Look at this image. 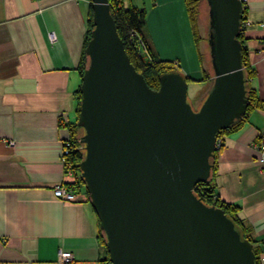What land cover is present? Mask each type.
Masks as SVG:
<instances>
[{"label":"water","instance_id":"obj_1","mask_svg":"<svg viewBox=\"0 0 264 264\" xmlns=\"http://www.w3.org/2000/svg\"><path fill=\"white\" fill-rule=\"evenodd\" d=\"M89 3L79 170L109 264H256L232 220L194 194L210 175L218 133L249 103L238 40L243 1L206 0L213 77L197 108L178 73L162 74L150 89L128 59L107 0Z\"/></svg>","mask_w":264,"mask_h":264},{"label":"crops","instance_id":"obj_2","mask_svg":"<svg viewBox=\"0 0 264 264\" xmlns=\"http://www.w3.org/2000/svg\"><path fill=\"white\" fill-rule=\"evenodd\" d=\"M136 3V0H135ZM140 3V4H139ZM160 60L178 63L190 79L201 64L183 0H139ZM244 46L254 70L248 82L264 100V0H244ZM89 0H0V264H99L97 217L83 191L63 202L53 187L69 180L62 162L74 119ZM264 127V106L224 136L216 158V197L240 217L264 258V173L253 144ZM260 264H264L260 262Z\"/></svg>","mask_w":264,"mask_h":264},{"label":"trees","instance_id":"obj_3","mask_svg":"<svg viewBox=\"0 0 264 264\" xmlns=\"http://www.w3.org/2000/svg\"><path fill=\"white\" fill-rule=\"evenodd\" d=\"M184 6L190 25L191 34L193 37L194 44L197 47L199 40L201 39L198 32L197 26V14H198V5L199 0H183ZM110 8V14L114 20L117 33L120 39L123 42L125 52L128 56V59L134 69L142 75L147 86L152 90H157L160 86L159 77L164 73L174 72L178 73L184 77V79L189 82V78L184 74L180 65L172 61L160 60L155 53L154 47L152 45L151 39L148 35L146 29V13L144 9H140L135 0H107ZM245 17V7H243L242 18H241V28L238 40L242 46L241 50V62L244 70V74L248 79V82L254 76V70L249 63L248 54L244 46V36H243V21ZM93 28L92 23V9L91 4L89 3L88 13L86 16V30L84 33V39L82 44V52L80 56V61L78 64V73L81 81V75L83 70L86 67V56L84 54V49L90 39L91 30ZM136 36H139L141 42L144 43L146 47V53L141 52L140 46L136 41ZM198 51V50H197ZM198 53V58L201 64L203 77H208V72L206 71L202 63V54ZM80 84V83H79ZM248 97V105L245 115L240 118L232 121L229 126L221 130L217 139H220L221 144L218 150L215 151L214 157L211 160V170L210 175L203 183L196 184L194 188V194L201 199L207 205H214L222 209L224 214L232 220L236 229L240 232L242 238H247L253 245V252L255 254L256 264H260L259 257L260 252L255 246V241L252 240L250 236L249 227L246 225L244 220L240 217V208L235 204H227L220 201L214 191V174L216 171V158L223 146L224 136L232 134L240 130L245 122L247 114L254 109H261L264 106V100L259 99L254 90L250 87L249 83L245 86ZM74 119L72 121H67L66 123L60 121V126L67 128L68 131V152L64 158L65 169L71 172L73 176V181L71 185L74 186L76 194L79 191H83L86 200L88 201V194L84 189V181L81 178L79 163L83 158L84 150L81 143V128L76 125L79 103H80V92L79 85L74 91ZM76 201V200H74ZM73 201V202H74ZM98 225V240L101 250L103 251V257L99 260V264H109L108 253L105 247V238L99 228V222L97 219Z\"/></svg>","mask_w":264,"mask_h":264},{"label":"rangeland","instance_id":"obj_4","mask_svg":"<svg viewBox=\"0 0 264 264\" xmlns=\"http://www.w3.org/2000/svg\"><path fill=\"white\" fill-rule=\"evenodd\" d=\"M137 1L139 0H136V4ZM197 26H198L199 36L201 39L199 40V43L197 45L198 48H196V46L195 48L196 51L198 50L197 52L202 54V63L206 71L208 72V77L204 78L203 74H201L200 79L195 80L189 78V82H187L188 100L190 101L193 108H197L201 103V101L203 100V98L209 92L213 77L211 64H210L211 59L209 55V46H208L209 15H208V6L206 0H199ZM139 40H140L139 36H136L137 43ZM141 52H143L142 49Z\"/></svg>","mask_w":264,"mask_h":264},{"label":"built area","instance_id":"obj_5","mask_svg":"<svg viewBox=\"0 0 264 264\" xmlns=\"http://www.w3.org/2000/svg\"><path fill=\"white\" fill-rule=\"evenodd\" d=\"M243 1V7H244V0ZM138 44L140 46V49H142L143 53H146V47L144 46V43L141 42V40L138 41ZM62 122L66 123L68 120H61ZM258 141L253 144V149L256 152V160L258 164L260 165L261 171L264 173V127L260 130L258 134ZM221 144L220 139H217V148L219 149ZM68 146H69V140L68 135L63 143V149L61 153L62 162L64 164V158L65 155L68 152ZM65 167V166H64ZM66 174L69 177V180L57 184L53 187V195L58 200L63 202H73L76 199V191L74 190V186L71 185L73 181V176L70 171L66 169ZM72 260V255L70 252L67 251H59L57 256L58 263H69ZM259 261H264L263 257L259 258Z\"/></svg>","mask_w":264,"mask_h":264}]
</instances>
